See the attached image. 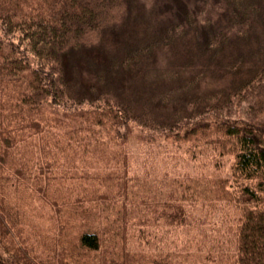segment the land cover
<instances>
[{"label": "trees", "instance_id": "1", "mask_svg": "<svg viewBox=\"0 0 264 264\" xmlns=\"http://www.w3.org/2000/svg\"><path fill=\"white\" fill-rule=\"evenodd\" d=\"M190 6L175 4L164 24L123 44L114 64L97 48L129 0H0V264H159L158 255L147 261L127 248V206L135 204L127 148L132 139L184 131L186 141H213L233 154L234 195L227 179L217 184L220 199L243 205L228 264H264V0H193ZM177 43L185 45L181 54L193 53L179 56L180 69L196 58L204 73L207 58L224 79L204 102L192 99L183 116L161 120L151 100L136 108L111 95L108 83L100 86L119 67L129 70L154 49ZM93 51L97 60L87 63L96 80L85 87L71 68L77 54ZM79 155L98 161L91 158L76 180ZM58 158L72 175L55 172ZM186 184L192 187L169 188L162 201L157 196L153 212L170 225H186L193 216L198 188ZM114 204L112 214L107 207ZM44 205L45 216L34 212ZM105 209L110 214L103 217ZM212 262L222 264L217 255Z\"/></svg>", "mask_w": 264, "mask_h": 264}, {"label": "rangeland", "instance_id": "2", "mask_svg": "<svg viewBox=\"0 0 264 264\" xmlns=\"http://www.w3.org/2000/svg\"><path fill=\"white\" fill-rule=\"evenodd\" d=\"M192 1L129 0L130 7L118 15L122 18L117 21L114 30L107 31L106 40L97 49L109 54L110 60H114L115 64L122 54L123 44L134 45L152 29L155 23L164 24L169 13L176 10L175 4L185 5L191 9ZM117 28L119 30H116ZM114 32L119 35V39L112 36ZM259 39L264 41V29ZM184 48L183 43H177L172 48H156L137 66H130L129 70L120 67L118 71L114 70L115 76L111 78L112 73L106 76L100 86L104 88V84L108 83L107 87L110 88L111 95L132 100L136 108L142 105L143 100H151L149 104L161 115V120L169 121L177 116H183L188 112L187 108L191 106L192 99L198 97L196 100L204 102V96H208L214 87L224 82V79L216 75L221 71L220 65L216 62H208L207 58L201 59L208 64L204 73L200 74L199 64H194L196 58L187 69H180L178 64L181 57L193 54L191 52L181 54ZM94 51L90 55L77 54L71 68L73 76L78 81L80 79L85 87L96 80L92 73L93 65L87 63L88 59L96 62ZM191 57L193 58L189 55V58ZM196 74H200V77L196 83L191 84V78ZM162 94L167 98L161 97ZM174 112L176 115L172 116ZM185 132H180L178 137L163 132L153 138L143 137L129 142L127 158L130 175L128 177H131L129 185L135 183L131 187L132 194H130L135 198V204L128 203L127 206L129 220L126 226L130 230L127 236V248L144 253L147 261H150L152 256L158 255L161 260L159 264H213L212 258L216 255L221 258L222 264H228L230 263L228 259L234 256L233 230L238 211L243 205H240L239 200L236 199L228 201L220 199L217 184L227 179L228 184L225 188L227 187L228 192L234 195V180L231 178L233 154L230 149L220 152V147L214 145L213 141H186ZM209 138L211 140V137ZM261 143H264V138ZM91 158L92 162L98 161L96 157ZM91 158L85 155L77 156L79 168L74 171L76 180L84 174V169L86 173L89 168L87 163ZM55 172L72 175L65 158H58ZM87 177L90 176L86 175L85 178ZM90 181H93L89 182L90 184L97 182L91 177ZM188 181L198 188L197 198L192 204L193 216H188L186 225L185 223L170 225L153 212V207L157 208V203L160 204V201L164 200L169 188L181 186L191 188L192 184H186ZM74 183L70 182L71 186ZM78 185L85 188L83 184ZM145 193H148L149 197L145 200L141 199ZM157 196L159 202L156 200ZM145 205L150 207L146 208ZM107 209L112 214L116 212L115 204L108 206ZM107 209L103 210L105 212L103 217L110 214ZM48 210V206L44 205L38 206L34 212L39 211L40 215L45 216L41 212L46 213ZM33 224L37 228L36 220ZM85 224H89V221H85ZM73 232L76 234L75 231ZM75 234L70 235L75 236ZM183 259L187 261L182 263Z\"/></svg>", "mask_w": 264, "mask_h": 264}]
</instances>
